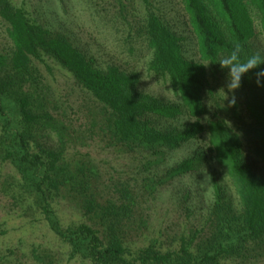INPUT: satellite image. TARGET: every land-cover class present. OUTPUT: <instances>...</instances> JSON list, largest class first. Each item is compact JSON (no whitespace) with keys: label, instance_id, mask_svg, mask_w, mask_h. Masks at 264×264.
<instances>
[{"label":"trees","instance_id":"obj_1","mask_svg":"<svg viewBox=\"0 0 264 264\" xmlns=\"http://www.w3.org/2000/svg\"><path fill=\"white\" fill-rule=\"evenodd\" d=\"M180 1L194 40L191 55L185 53L183 39L151 10V0H142L143 36L151 55L147 71L167 84L173 101H164L137 93L136 75L115 66L97 68L67 37L31 22L10 0H0V22L11 42L9 54L0 56V157L19 174L25 201L31 200L50 230L69 246L71 258L91 264H221L245 261L264 245V172L255 173L242 152L245 142L264 166V78L258 86L256 76L264 65L242 77L241 87L232 91L227 70L217 64L234 46H239L242 58L260 52L255 41L264 37V0ZM44 57L56 62L103 106L105 132L125 151L159 153L160 149L179 150L194 140L202 143L201 155L170 170L168 179L212 161L225 171L240 209L233 210L223 190L216 188L204 239L196 243L197 235L182 238L172 251H163L155 240L144 249L130 251L125 223L134 213L132 192L122 188L117 201L100 203L94 168L66 163L62 149L31 151L35 126L52 120L26 90L39 78L33 61ZM217 84L227 85L225 97L218 94ZM182 116L193 120L183 133L163 132L152 122ZM64 193L79 198L90 223L60 226L52 204ZM33 257L43 262L36 253Z\"/></svg>","mask_w":264,"mask_h":264},{"label":"rangeland","instance_id":"obj_2","mask_svg":"<svg viewBox=\"0 0 264 264\" xmlns=\"http://www.w3.org/2000/svg\"><path fill=\"white\" fill-rule=\"evenodd\" d=\"M25 11L28 19L53 33L67 37L70 43L105 70L115 66L137 77L135 91L164 101H173L167 84L147 71L151 59L143 36L146 8L142 0H10ZM155 11L180 38L185 53L194 51L187 18L180 0H151ZM256 48L264 53V37L258 36ZM11 42L6 26L0 22V56L8 55ZM39 76L26 86L33 98L52 118L35 126L31 151L39 148L63 150L64 161L72 166L94 168L99 202L117 201L122 188L135 200L132 218L126 222L127 247L135 252L157 241L163 251L179 248L181 239L197 235L196 243L209 233L210 211L215 190L221 188L225 201L235 211L239 200L223 168L212 161L168 179V172L203 152L195 140L179 150L160 149L125 151L105 132L106 111L73 77L48 58L33 61ZM220 96L229 91L226 84L215 85ZM163 132L183 133L193 120L185 116L165 121L153 118ZM238 131L239 127L233 126ZM239 132V131H238ZM240 133V132H239ZM1 135V123H0ZM245 162L258 174L264 166L243 142ZM166 179V180H165ZM161 180L163 182L159 183ZM20 176L0 157V259L3 264H91L71 258L69 246L49 228L31 200L25 201ZM149 185L152 188H149ZM62 228L88 224L77 196L64 193L52 204ZM33 253L43 259L37 262ZM221 264H264V245L245 261L225 260Z\"/></svg>","mask_w":264,"mask_h":264},{"label":"clouds","instance_id":"obj_3","mask_svg":"<svg viewBox=\"0 0 264 264\" xmlns=\"http://www.w3.org/2000/svg\"><path fill=\"white\" fill-rule=\"evenodd\" d=\"M217 64H219L222 69L227 70L228 87L230 90L234 91L241 87L242 77L253 70L259 69L261 65H264V54L254 52L246 58H242L239 46H234L230 53L219 58ZM256 76L257 84L259 86L262 82L261 78H264V70L257 71ZM230 103L232 105L236 103L234 96Z\"/></svg>","mask_w":264,"mask_h":264}]
</instances>
